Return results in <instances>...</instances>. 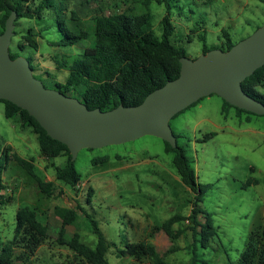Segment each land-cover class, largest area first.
Segmentation results:
<instances>
[{
	"label": "rangeland",
	"instance_id": "rangeland-1",
	"mask_svg": "<svg viewBox=\"0 0 264 264\" xmlns=\"http://www.w3.org/2000/svg\"><path fill=\"white\" fill-rule=\"evenodd\" d=\"M90 2V9L100 10L103 15L130 10L143 12V7L133 0ZM169 4L174 29L170 39L175 46L185 49L190 59L202 53V36L208 48H219L223 29L238 43L264 24V3L258 0H169ZM150 9L154 33L161 37L167 13L165 3L153 0ZM51 18L46 17L42 25L19 20L15 27L18 34L10 46L14 50L17 43L23 41L22 35L29 28H35L39 34V50L27 48L22 57L31 60L33 75L49 86L52 81L64 82L68 75L66 70H58L55 59L66 54H81L91 44V40H86L72 47H52L50 42L61 39L62 33ZM81 18L84 19L83 15ZM222 103L220 97L210 95L202 99L201 107L192 106L170 121L173 131L180 135L178 144L184 148L202 187L200 207L217 229L210 247L197 248L199 259L206 264H237L252 232L264 225V116L250 115L251 119L246 120L244 116H235L232 110V114L225 117ZM211 133L215 136L204 141V136ZM0 149H9L8 162L2 153L0 155V168L6 186L2 193L12 199L0 207V247L13 239L17 211L30 207L48 227L50 235L37 250L32 264H86L56 241L61 220L54 214V208L61 206L77 210L81 225L78 234L81 241L92 248L97 237L90 221L97 222L109 244V264H133L134 259L120 256V251L127 243L146 239L167 264H190L193 235L188 229L189 220L173 226L175 231L184 229L173 241L163 231L153 230L173 216L188 218L194 202V193L183 184L172 162L173 155L165 152L160 138L144 136L121 145L81 150L75 159L81 182L76 188L56 183L52 197L41 192L33 176L16 163L12 155L33 158L35 173L45 182L55 181L52 162L62 166L65 159L56 158L52 162L45 159L40 154L36 136L6 118L1 102ZM100 159L104 160L94 162ZM206 185L211 187L205 188ZM203 216H199L201 222ZM66 231L69 238L77 232L73 226H68ZM143 262L151 261L144 258Z\"/></svg>",
	"mask_w": 264,
	"mask_h": 264
},
{
	"label": "trees",
	"instance_id": "trees-1",
	"mask_svg": "<svg viewBox=\"0 0 264 264\" xmlns=\"http://www.w3.org/2000/svg\"><path fill=\"white\" fill-rule=\"evenodd\" d=\"M133 1L143 7V12L133 13L130 10L120 14L103 15L100 10L90 9V0H0V35L4 32L6 21L13 11L17 13L15 25L22 19L42 25L46 22L45 18L51 16L55 26L62 33L61 39L50 42L52 47H72L86 40H91V44L85 47L81 54L75 56L66 54L60 59H55L58 70L68 72L67 78L64 82L52 81L50 86L42 81L45 87L76 98L89 109L99 108L101 111H109L120 104L139 105L151 92L179 77L180 59L187 56V53L185 49L175 46L170 39L174 29L170 20L169 0H163L167 13L163 18L161 37H157L153 29L150 9L153 0ZM258 1L264 3V0ZM81 15L84 17L83 20ZM45 26L50 28L48 25ZM17 34L15 29L14 36ZM22 36L23 41L18 42L14 50L10 48L12 59L22 56L27 48L35 52L39 50L37 41L39 34L34 27L29 28ZM219 39L222 40L219 48L223 51H228L237 44L224 29ZM202 41L204 43L202 53L206 54L211 49H216L207 47L205 36H202ZM27 60L34 70L31 60ZM47 75L49 73H46ZM241 85L246 94L264 104L262 92L264 66L256 70ZM0 102L4 105L6 118L16 121L21 128L29 129L36 136L40 154L45 159L52 162L56 158H65L62 166L52 162L55 181L45 182L35 173L33 158L23 159L17 153L12 155L13 160L33 176L41 192L52 197L57 182L76 188L81 182V175L75 167V160H72L68 147L48 136L37 120L26 110L6 100ZM230 108L235 109L238 117L243 114L258 116L223 100L224 116ZM174 134L177 138V147L173 148L164 141V150L167 154L173 155L172 162L183 184L194 193L193 208L188 218L173 216L162 225L155 226L153 230L156 233L163 231L173 241L184 233V229L175 231L173 226L177 222L189 220L191 225L188 229L193 235L190 264H206L205 260L199 259L197 248L210 247L213 238L217 235V229L211 217L204 214L200 207L203 198L202 187L197 181L184 148L178 144L180 135L175 132ZM214 136L215 133L207 134L203 140L208 141ZM8 151L9 149L3 151L0 149V155L3 154L6 162L9 161ZM101 160L104 159L94 162ZM210 187L211 185L205 186V188ZM5 190L3 171L0 168V207L12 201L2 193ZM78 209L83 211L80 206ZM54 214L61 220V229L56 240L59 245L68 247L86 264H109L107 261L109 244L95 220L90 221L92 232L97 237V243L92 248L82 242L78 234L81 225L77 210L56 206ZM200 215H204L203 222L199 218ZM68 226L75 227L77 231L70 238L66 235ZM49 237L48 227L39 221L36 211L30 207L20 208L16 213V227L12 241L0 247V264H15L17 261L22 264H32L37 250ZM120 256L132 257L133 264H145L144 258L151 261L147 264H167L147 239L137 243H127L124 250L120 251ZM237 264H264V225L260 230L252 232Z\"/></svg>",
	"mask_w": 264,
	"mask_h": 264
},
{
	"label": "water",
	"instance_id": "water-1",
	"mask_svg": "<svg viewBox=\"0 0 264 264\" xmlns=\"http://www.w3.org/2000/svg\"><path fill=\"white\" fill-rule=\"evenodd\" d=\"M17 13L8 17L0 35V100L26 110L52 139L66 145L75 160L83 149L121 145L154 136L177 147L170 121L210 95L264 116V104L246 94L242 82L264 66V24L228 51L211 49L196 59H180L178 78L151 92L139 105L101 111L78 99L46 88L34 77L29 61L11 58Z\"/></svg>",
	"mask_w": 264,
	"mask_h": 264
},
{
	"label": "crops",
	"instance_id": "crops-1",
	"mask_svg": "<svg viewBox=\"0 0 264 264\" xmlns=\"http://www.w3.org/2000/svg\"><path fill=\"white\" fill-rule=\"evenodd\" d=\"M222 44V43H221ZM221 46V45H220ZM216 49H220V48H216ZM203 50V49H202ZM203 53H201L200 54V56L202 55ZM262 92L264 93V90H262ZM212 96V95H211ZM214 96V95H213ZM217 96V95H216ZM219 97V96H218ZM204 99V98H203ZM222 99V98H221ZM202 101V100H201ZM200 101V102H201ZM200 102L198 103L199 105L198 106H200L201 107V105L202 104H200ZM222 102H223V99H222ZM222 108H223V103H222ZM232 110H234L233 112H234V115L235 116H237V113H236V111H235V109H233V108H230V109H228V111H227V114H226V116L225 117H227L228 115H230V114H232ZM223 114V113H222ZM242 116H244V118L245 119H247V118H250L251 119V117H250V115H246V114H243ZM240 118V117H239ZM65 159V158H64ZM58 183V182H57Z\"/></svg>",
	"mask_w": 264,
	"mask_h": 264
}]
</instances>
